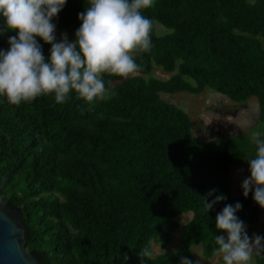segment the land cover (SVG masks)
I'll return each instance as SVG.
<instances>
[{
    "label": "trees",
    "instance_id": "16d2710c",
    "mask_svg": "<svg viewBox=\"0 0 264 264\" xmlns=\"http://www.w3.org/2000/svg\"><path fill=\"white\" fill-rule=\"evenodd\" d=\"M88 6L66 0L56 29L75 32ZM142 14L155 22L153 47L135 57V75L103 77L104 100L88 104L70 92L63 104L42 95L17 106L0 96V199L20 209L25 248L40 264H180L182 257L198 264L191 248L212 259L215 237L226 236L216 215L237 202L236 215L254 233L253 193L231 196L229 172L242 164L245 140H197L187 113L161 94L208 87L242 107L255 97L264 124V0H154ZM15 35L0 33V49ZM37 41L47 62L51 45ZM154 66L171 75L151 76ZM217 195L226 199L206 213L203 199ZM187 212L191 219L180 223ZM179 231L180 248L168 251ZM152 241L164 252L141 260Z\"/></svg>",
    "mask_w": 264,
    "mask_h": 264
},
{
    "label": "clouds",
    "instance_id": "9594fccd",
    "mask_svg": "<svg viewBox=\"0 0 264 264\" xmlns=\"http://www.w3.org/2000/svg\"><path fill=\"white\" fill-rule=\"evenodd\" d=\"M65 4L66 0H0L4 22L0 33L17 32L8 38L9 48L0 49V96L9 104L18 106L42 95H53L57 104H63L70 92L92 104L109 95L105 75L126 79L140 71L135 57L151 51L155 23L142 10L152 8L154 0H88L86 11L78 14L81 24L75 40L69 41L65 33L56 42L52 21ZM37 37L51 45L47 62ZM250 140L256 151L247 160L250 175L241 187L245 197L252 192L255 203L264 209V131H251ZM225 199L224 195L210 202L203 199L204 211ZM241 208L239 202L227 204L216 215V228L226 233L215 237L222 264H254V257L264 255V237L247 234L236 215ZM138 255L141 260L152 258L153 251L146 246ZM180 264L193 261L182 257Z\"/></svg>",
    "mask_w": 264,
    "mask_h": 264
},
{
    "label": "rangeland",
    "instance_id": "374dc122",
    "mask_svg": "<svg viewBox=\"0 0 264 264\" xmlns=\"http://www.w3.org/2000/svg\"><path fill=\"white\" fill-rule=\"evenodd\" d=\"M2 17V16H1ZM163 28L156 24V31L161 33ZM67 34L68 40H75V32L61 31L56 29V42L60 41L62 34ZM261 44L264 47V37L260 38ZM171 74L162 71L157 66L153 67L151 76L161 80L169 78ZM162 100L174 104L182 109L190 117L192 122V134L199 141H207L212 137L229 136L241 140H245L246 144L241 148V165L233 166L230 169L229 175L231 180V196L236 197L243 193L241 184L249 175V164L247 160L255 155L256 148L251 143L250 133L253 130L260 129L264 131V124L257 120L258 102L255 97L248 100L244 107L236 104L226 98L224 95L217 93L211 88H205L199 95H191L188 93H177L173 95L161 94ZM192 217L191 212H187L177 220L185 224ZM264 219V209L260 207L259 220L254 224V235L264 237L261 231V223ZM180 231L177 232L168 251H177L180 246ZM250 236V237H252ZM160 244L158 241L151 242L153 256L161 253ZM194 257L198 264H222L220 258L215 255L212 259H205L202 255L201 248L193 246L191 248Z\"/></svg>",
    "mask_w": 264,
    "mask_h": 264
},
{
    "label": "water",
    "instance_id": "95a60500",
    "mask_svg": "<svg viewBox=\"0 0 264 264\" xmlns=\"http://www.w3.org/2000/svg\"><path fill=\"white\" fill-rule=\"evenodd\" d=\"M25 242L20 209H9L0 199V264H40Z\"/></svg>",
    "mask_w": 264,
    "mask_h": 264
}]
</instances>
